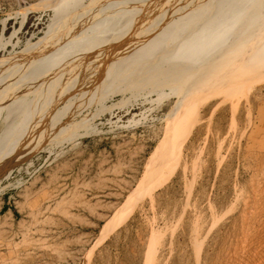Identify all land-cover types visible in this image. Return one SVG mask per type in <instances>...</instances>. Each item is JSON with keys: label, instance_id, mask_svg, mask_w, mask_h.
I'll use <instances>...</instances> for the list:
<instances>
[{"label": "rangeland", "instance_id": "1", "mask_svg": "<svg viewBox=\"0 0 264 264\" xmlns=\"http://www.w3.org/2000/svg\"><path fill=\"white\" fill-rule=\"evenodd\" d=\"M119 1L0 0V264H264V0Z\"/></svg>", "mask_w": 264, "mask_h": 264}, {"label": "bare ground", "instance_id": "2", "mask_svg": "<svg viewBox=\"0 0 264 264\" xmlns=\"http://www.w3.org/2000/svg\"><path fill=\"white\" fill-rule=\"evenodd\" d=\"M115 4H112V9L117 8V6L122 2L119 1L117 3V0H115ZM150 0H143L142 2V8H146V6L149 5ZM99 5L94 7L92 11L95 13V11L99 10ZM78 37L80 39L85 38V44L77 47L75 50H73V56L72 53L70 55V50L69 48L74 44L78 43ZM63 35L59 37L58 41L55 43H52L50 46L43 48L41 52L44 54L51 51V50H56L58 53V59L59 63L63 62H72L77 59H81V57L85 56H93L98 53L97 46L94 44L92 36H84L82 37L79 32L72 36L71 39L66 40L65 42L62 41ZM79 39V40H80ZM97 52V53H96ZM11 73V78H6L9 79L7 82L1 81L0 80V89L2 88L3 92H0V117L4 115L5 113H8L10 109H16L20 106L21 100L24 98H27L25 101V106H35L37 105L41 100H40V93H48L46 99L50 98V91L52 88V82L51 80L48 79L47 73H41L37 72L33 74L31 77L28 79V83L30 86H25L24 84L27 82H20V78L13 77V73ZM80 71L78 69H75L73 67V74L78 75ZM15 79V80H14ZM7 88H5V86ZM1 118H6L5 116H2Z\"/></svg>", "mask_w": 264, "mask_h": 264}]
</instances>
